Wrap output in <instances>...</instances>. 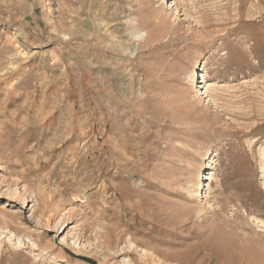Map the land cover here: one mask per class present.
<instances>
[{
	"label": "rangeland",
	"instance_id": "obj_1",
	"mask_svg": "<svg viewBox=\"0 0 264 264\" xmlns=\"http://www.w3.org/2000/svg\"><path fill=\"white\" fill-rule=\"evenodd\" d=\"M0 264H264V0H0Z\"/></svg>",
	"mask_w": 264,
	"mask_h": 264
},
{
	"label": "bare ground",
	"instance_id": "obj_2",
	"mask_svg": "<svg viewBox=\"0 0 264 264\" xmlns=\"http://www.w3.org/2000/svg\"><path fill=\"white\" fill-rule=\"evenodd\" d=\"M170 7H171V8H174V11H177L176 8H175V4H174V3H172ZM201 82L204 84V87H202V88L204 89V91H203V93L200 91L199 96L203 95L204 98H207V97H208V96H206V94H207V92H208L207 90H210L212 85H211L209 82H203V79H202ZM209 163H210V161H209ZM208 167H209V168L206 169V171H207L208 173H207V174H204V177H203L201 180H199V181L196 183V185H194L195 188H196L198 191H199V190H204V188H205L206 185H207L206 181H209V180H210V176L212 175V174L210 173V171L212 170V168H211L210 165H208Z\"/></svg>",
	"mask_w": 264,
	"mask_h": 264
}]
</instances>
